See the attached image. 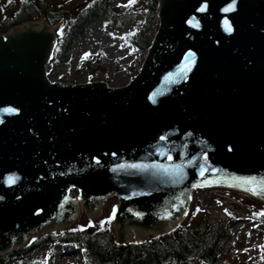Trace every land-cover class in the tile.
<instances>
[{"label": "water", "instance_id": "water-1", "mask_svg": "<svg viewBox=\"0 0 264 264\" xmlns=\"http://www.w3.org/2000/svg\"><path fill=\"white\" fill-rule=\"evenodd\" d=\"M232 4L158 0L140 71L119 88L51 82L62 23L43 12L0 34V255L97 218L109 197L117 245L175 231L194 190L264 204V0Z\"/></svg>", "mask_w": 264, "mask_h": 264}, {"label": "trees", "instance_id": "trees-1", "mask_svg": "<svg viewBox=\"0 0 264 264\" xmlns=\"http://www.w3.org/2000/svg\"><path fill=\"white\" fill-rule=\"evenodd\" d=\"M81 1V7L72 11L78 0L58 3L6 0L0 4V34L27 21L39 20L40 12H43L49 25L61 22L47 65V71L50 72L56 66L68 64L66 56L75 40L83 36L93 22L106 19L107 24L122 28L126 22L135 21L133 29L123 39L138 55L134 69L140 68L157 30L158 0H135L130 7H125L127 10L123 13L111 7V0ZM87 59L80 60L77 76L83 71L92 80L100 69ZM62 81L65 82L64 79ZM256 202L251 209L245 210L244 218L260 235L264 250V216L259 215L264 213V204ZM199 211L198 205L192 202L187 219L175 231L161 237H149L141 244L117 245L110 223H106L109 220L106 219L93 223L90 230L77 224L56 234H42L19 250L0 255V264H49L43 262L38 253L54 245L79 248V264H230L222 259V249L231 237L230 223L240 219V216L232 209H225L224 219H213L208 212Z\"/></svg>", "mask_w": 264, "mask_h": 264}, {"label": "rangeland", "instance_id": "rangeland-1", "mask_svg": "<svg viewBox=\"0 0 264 264\" xmlns=\"http://www.w3.org/2000/svg\"><path fill=\"white\" fill-rule=\"evenodd\" d=\"M44 1L47 3H58L71 0ZM78 1L79 3L71 8L72 11L76 10L77 7H81L82 1ZM4 2H6V0H0V4H3ZM128 4L129 0H111V7L119 13L126 11L127 9L125 7ZM40 19L41 18L37 21H40ZM106 22V19H99L93 22L88 26L85 34L75 40L72 50L66 56L68 64L65 66H56L52 71L48 72L47 77L51 82L78 85L102 81L108 87L119 88L127 85L134 79L141 68L138 67L137 69H134L133 67L137 61L138 55L131 46L126 44L123 36L133 29L135 21L126 22L122 28H118L113 24H107ZM86 53L89 54L87 56V61L96 64V67L100 69L99 72L95 73L92 80H89L87 74L83 71L80 76H77V66ZM62 79H64L65 82H63ZM77 194L78 192L76 190L71 191L73 197L77 196ZM209 194V190L195 191L192 202H195V204L198 205L199 212H208L213 219H224L223 207H219L214 201V197L210 198L211 195ZM232 196L238 200L237 202L239 204L243 203V206L239 205L240 207L232 206L226 208L232 209L240 216V219L233 220L230 223L229 229L231 237L223 246L222 259L228 261L230 264H264L262 239L254 230L253 225L244 218L245 209L250 208L251 205L257 204V202L251 197H243L238 194V192H232ZM117 203L118 199L116 197L105 199L102 203V208L99 211L98 217L93 220H89L90 218H88L84 211H82L78 220L68 229L80 224L87 230H90L93 223H96L99 219H106L110 220V227L114 233L111 217L114 205ZM244 205L248 206L245 207ZM78 251L77 248L69 246L54 245L47 251L42 250L38 255L43 262L49 264H79L80 256Z\"/></svg>", "mask_w": 264, "mask_h": 264}, {"label": "snow or ice", "instance_id": "snow-or-ice-1", "mask_svg": "<svg viewBox=\"0 0 264 264\" xmlns=\"http://www.w3.org/2000/svg\"><path fill=\"white\" fill-rule=\"evenodd\" d=\"M134 2H135V0H129V5H126V7H130L131 4L134 3ZM234 5H235V0H233V4L232 5H230L229 7L225 8V9H223V11H225V12L234 11L235 10V6ZM205 8H206V6H202L200 9H198V11H204ZM194 20H195V17H193L192 20L189 21V23L192 24ZM194 26L198 27V25H194ZM225 30L228 31V32H231V28H230V26H228L227 21H225ZM88 55L89 54L86 53L85 56L82 57V60L86 59ZM182 71H183V69H182ZM5 111L8 112V113H13L14 112L13 109H6ZM162 139H163V137H162ZM16 179H18V178L17 177H8L6 182L11 184V183H14ZM244 183L247 184V183H250V182L249 181H244ZM248 190L252 191L253 194H257L254 189H248ZM261 191H264V189H262ZM259 215L264 216V213H260ZM107 222H110V220L106 221V223ZM89 226H91V225H89Z\"/></svg>", "mask_w": 264, "mask_h": 264}, {"label": "built area", "instance_id": "built-area-1", "mask_svg": "<svg viewBox=\"0 0 264 264\" xmlns=\"http://www.w3.org/2000/svg\"><path fill=\"white\" fill-rule=\"evenodd\" d=\"M212 194L214 197L222 200L223 203H231V202L238 203L237 202L238 200L235 197H232L229 191L226 189H221V188L214 189L212 191ZM240 195L244 196L243 194Z\"/></svg>", "mask_w": 264, "mask_h": 264}]
</instances>
